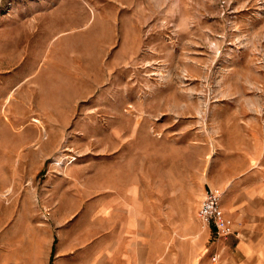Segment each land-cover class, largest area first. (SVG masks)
<instances>
[{"label":"rangeland","instance_id":"1","mask_svg":"<svg viewBox=\"0 0 264 264\" xmlns=\"http://www.w3.org/2000/svg\"><path fill=\"white\" fill-rule=\"evenodd\" d=\"M231 167L264 173V0H0V264L54 250L61 200L148 264H235L174 234L190 175Z\"/></svg>","mask_w":264,"mask_h":264},{"label":"crops","instance_id":"2","mask_svg":"<svg viewBox=\"0 0 264 264\" xmlns=\"http://www.w3.org/2000/svg\"><path fill=\"white\" fill-rule=\"evenodd\" d=\"M253 159L257 160L254 156ZM251 160V159H250ZM251 170V169H250ZM249 172L247 170L239 172L237 167L226 168L223 175L217 178L209 176L208 169L199 170L197 174L190 175V185L194 189L192 198L185 201L186 208L177 213L178 225L174 231L175 236L186 240L188 250L198 254L206 246L211 237V232L216 238L215 247L225 255L233 252L229 256L232 263L239 264L241 261L238 255H242L246 260H252L256 256H262L264 248L254 249V244L264 246V173ZM255 175V176H252ZM256 183L252 182V179ZM217 185L224 189L223 208L228 217L234 221V234L220 239L214 234V229L206 225L198 217L201 202L204 199L208 186ZM75 199V197H73ZM254 198L261 203V208L251 210L250 205ZM143 198H138V206ZM70 203V202H69ZM61 200L57 204L58 215L63 220L57 218L54 213L56 225L59 233L53 248L45 254L44 260L37 261L34 255L28 263L18 264H148L149 253L147 247L146 233L138 230L137 234H132L122 230L118 236L122 240L112 241L115 231L106 232L98 230V217L105 213V208L99 210L93 208L85 216L80 218L81 209H74L75 200L71 205ZM127 206V205H126ZM127 222L130 218L129 207L126 210ZM135 215V214H134ZM144 212L139 207L137 210L138 222L144 220ZM116 237V236H115ZM217 260V259H216Z\"/></svg>","mask_w":264,"mask_h":264},{"label":"built area","instance_id":"3","mask_svg":"<svg viewBox=\"0 0 264 264\" xmlns=\"http://www.w3.org/2000/svg\"><path fill=\"white\" fill-rule=\"evenodd\" d=\"M222 191L216 187H207L202 205L198 212V217L206 225L214 229V234L220 238H226L234 234V221L228 217L221 204ZM215 256L213 259L216 260Z\"/></svg>","mask_w":264,"mask_h":264}]
</instances>
